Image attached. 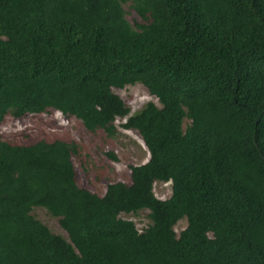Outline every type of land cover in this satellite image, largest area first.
<instances>
[{
  "label": "trees",
  "instance_id": "16d2710c",
  "mask_svg": "<svg viewBox=\"0 0 264 264\" xmlns=\"http://www.w3.org/2000/svg\"><path fill=\"white\" fill-rule=\"evenodd\" d=\"M138 84L159 105L131 114L114 89ZM52 110L125 120L149 161L100 196L77 143L0 138V264H264V0H0V124ZM141 211L143 230L123 218Z\"/></svg>",
  "mask_w": 264,
  "mask_h": 264
},
{
  "label": "rangeland",
  "instance_id": "374dc122",
  "mask_svg": "<svg viewBox=\"0 0 264 264\" xmlns=\"http://www.w3.org/2000/svg\"><path fill=\"white\" fill-rule=\"evenodd\" d=\"M131 3L124 4L130 22L139 21L137 14L131 9ZM130 108L131 114L142 110L147 104L159 105L158 99L141 85L128 86L125 89H114ZM125 120L118 119L115 123L117 131L114 136L104 130L90 132L83 123L75 117H66L61 112L28 115L23 118L9 116L0 124V138L14 145H30L41 140L53 142L62 140L75 142L79 145V153L73 156L80 187L91 190L103 196L109 184L131 182V167L145 164L149 161V151L135 130L122 128ZM189 121H185V127ZM155 195L161 200L172 196V183H156ZM148 211L137 214L123 215V218L133 221L139 230L149 224ZM32 215L46 225L54 234L69 240L67 232L61 227L58 218L53 217L41 207L34 208ZM187 220L178 223L175 230L178 235L187 227Z\"/></svg>",
  "mask_w": 264,
  "mask_h": 264
}]
</instances>
